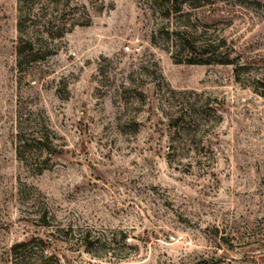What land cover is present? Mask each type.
Wrapping results in <instances>:
<instances>
[{
  "label": "rangeland",
  "instance_id": "374dc122",
  "mask_svg": "<svg viewBox=\"0 0 264 264\" xmlns=\"http://www.w3.org/2000/svg\"><path fill=\"white\" fill-rule=\"evenodd\" d=\"M179 2L0 0V264L32 237L50 264H264V0ZM186 24L248 69L185 64ZM19 131L54 154L22 164Z\"/></svg>",
  "mask_w": 264,
  "mask_h": 264
},
{
  "label": "trees",
  "instance_id": "16d2710c",
  "mask_svg": "<svg viewBox=\"0 0 264 264\" xmlns=\"http://www.w3.org/2000/svg\"><path fill=\"white\" fill-rule=\"evenodd\" d=\"M158 4L166 7L167 14L170 11L173 13H178L181 11V2L179 0H156ZM18 30L20 31V27L18 26ZM178 40V47L185 52L187 58L185 60V64L187 65H211L217 64L222 66H234V74L236 75V79H239V72L245 71L248 67L244 65H240L237 63V60H230L229 54L219 53L217 50L221 47L220 44L213 46L212 43L206 41H196L195 31L190 28L187 24L182 26L181 30L173 33ZM224 44V42H219ZM37 44L32 40H28L24 44V49L18 50L17 56V67H20L24 62L35 61V57L42 48L39 46L37 48ZM173 99V97H171ZM174 101H178L174 99ZM178 109L175 110L174 116H170L169 126L176 123L178 120H182L183 118L192 119V116L195 115V107L198 104V101L193 100H185L180 103L177 102ZM25 136L21 135L19 131L16 136V148L15 155L18 161L22 164L26 165L28 161L33 158L44 157L43 161H48L50 157L54 154L55 146H53L51 140L46 138L42 133H39L40 137L36 136ZM35 203L33 202L32 207ZM37 207V208H36ZM36 211H34V215L36 217V222L41 228H49L50 219H53L52 216L49 218L48 211L44 208H39L40 206L36 205ZM58 232V230H57ZM59 233V232H58ZM48 245L47 241H44L40 238H29L23 241H18L9 247L8 253L10 257V264H50L53 260H55L54 255H47L45 250ZM89 245V244H88Z\"/></svg>",
  "mask_w": 264,
  "mask_h": 264
}]
</instances>
